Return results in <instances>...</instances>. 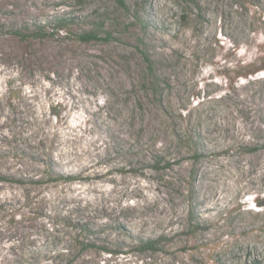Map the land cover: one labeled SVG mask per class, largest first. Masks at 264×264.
<instances>
[{
    "label": "rangeland",
    "instance_id": "obj_1",
    "mask_svg": "<svg viewBox=\"0 0 264 264\" xmlns=\"http://www.w3.org/2000/svg\"><path fill=\"white\" fill-rule=\"evenodd\" d=\"M124 1L0 0V264H264V0Z\"/></svg>",
    "mask_w": 264,
    "mask_h": 264
},
{
    "label": "trees",
    "instance_id": "obj_2",
    "mask_svg": "<svg viewBox=\"0 0 264 264\" xmlns=\"http://www.w3.org/2000/svg\"><path fill=\"white\" fill-rule=\"evenodd\" d=\"M115 2H116L115 9L104 10L98 16L100 21H97V22L92 21L89 29H86L80 32L79 34H77V37L79 38L80 41L87 43V42H97V41H108L112 38H115L114 33L117 32L118 24L115 22L116 18H114L115 17L114 11L117 10V11H120L121 13L129 14V8L126 5L124 0H115ZM140 8L141 7L138 5V3H136L133 8V13H132L133 21L130 22V26L134 27L138 31L136 38H135V46L139 50L140 55L145 64L144 80L145 82H147L146 85L149 86V89L152 91L154 95L159 96L163 88L162 83H165V81L157 75L156 64L147 52V48L145 46L144 39L142 36L143 31L147 27V19L144 14H140L141 13ZM109 19L110 21H107ZM55 21H56L57 27L61 29L66 28L68 25L67 23L68 21L62 17L55 18ZM9 33H13L15 34V36H19L21 40L30 39L32 37L42 38V37H45L46 35L44 32H42V30L39 27L33 28L31 31L26 30V29L25 30L17 29L12 32L9 31ZM261 68L262 67L256 70L255 69L251 70L248 74L256 72L260 70ZM58 177L63 180H69L70 178H72L71 176H64V175H58ZM0 179L7 180L5 176H1ZM81 230L85 231L86 228L81 227ZM161 242H163L162 237L145 238V239L141 238L133 244L132 249L139 253H143L146 251H155L157 249V246ZM78 244H80L81 249H83L86 246H95L92 243L84 244V243L78 242ZM98 247L100 250L104 251L105 253L109 255L121 253L118 250L111 249L106 246H98ZM253 264H259V261L257 259H254Z\"/></svg>",
    "mask_w": 264,
    "mask_h": 264
},
{
    "label": "bare ground",
    "instance_id": "obj_3",
    "mask_svg": "<svg viewBox=\"0 0 264 264\" xmlns=\"http://www.w3.org/2000/svg\"><path fill=\"white\" fill-rule=\"evenodd\" d=\"M58 135H59V134H58ZM74 135L77 136L78 134L75 133ZM66 139H67V138H66ZM90 147H91V146H90ZM91 155H92V154H91ZM98 187H99V185H98ZM145 187H146V186H145ZM98 189H99V188H98ZM107 189H108V188H107ZM107 189H104V188L102 189V188H101V189H99V190L101 191V194H103V191H105V190H107ZM110 193H111V191H110ZM105 194H106V193H105ZM108 195H109V194H108ZM108 195H107V196H108ZM105 196H106V195H105ZM107 196H106V197H107Z\"/></svg>",
    "mask_w": 264,
    "mask_h": 264
}]
</instances>
